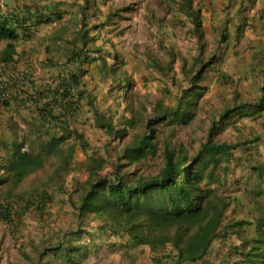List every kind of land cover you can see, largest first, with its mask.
Segmentation results:
<instances>
[{"label": "trees", "instance_id": "1", "mask_svg": "<svg viewBox=\"0 0 264 264\" xmlns=\"http://www.w3.org/2000/svg\"><path fill=\"white\" fill-rule=\"evenodd\" d=\"M176 3L189 19L190 34L202 55L201 12L191 0ZM88 7L86 3L82 10ZM79 14L81 27L87 17ZM61 17V12L43 4L9 6L0 2V45H4L0 49V111L12 112L9 123L0 127V225L15 237H11L13 241L19 237L16 223L27 212L34 213L39 223L48 227L51 217L58 216L53 209L54 200L60 201V206L69 205L77 221V227L65 232L53 246H45V236L38 242L28 237L26 243L32 251L25 252L27 260L32 264H78L89 252L85 239L100 237L102 241L105 236L112 244L146 248L153 264H209L207 257L216 240L233 241L227 245L219 264H264V212L255 214L252 221L228 219L223 223L230 200L215 186L227 174L233 151L241 145L218 140L224 127L233 123L230 113L243 109L249 116L264 110V96L254 103L227 107L212 120L198 151L190 155L181 142L173 141V132L193 120L205 91L203 81L208 67L218 63L217 58L205 62L202 56L196 57L189 71V86L182 91L177 104L168 107L157 102L153 115L143 121L141 131L129 133L137 125L130 115L120 117L116 125L92 109V125L103 131L106 138L100 154L98 148L89 147L83 132L73 125L81 114V100L85 95L90 97L82 82L87 71L84 65L97 61L91 53L100 51L87 49V33L79 29L73 40H66L70 47L62 48L65 72L45 78L34 75L33 64L16 53L17 42L29 40L39 25H53ZM99 23L94 27L105 24ZM51 38L62 41L60 35ZM44 48L51 50L48 44ZM109 56L122 63L116 53ZM111 65L103 59V65L98 64L97 69L110 72ZM219 74L217 83L230 81L224 72ZM115 76H111L113 83L125 92L124 79ZM160 124L165 128L160 129ZM168 127L171 129L166 134L164 129ZM76 144L88 157L84 180L73 183V194L66 191L63 183L64 177L74 171ZM155 157L160 161L151 163ZM51 161V173L43 180L41 189L34 188L33 194L23 199L16 191L18 186ZM53 185L54 192L49 191ZM63 193L65 198H60ZM89 225H93L91 231L87 230ZM47 253L54 257L44 261ZM32 254H37L35 260Z\"/></svg>", "mask_w": 264, "mask_h": 264}, {"label": "rangeland", "instance_id": "2", "mask_svg": "<svg viewBox=\"0 0 264 264\" xmlns=\"http://www.w3.org/2000/svg\"><path fill=\"white\" fill-rule=\"evenodd\" d=\"M2 1L11 6L33 3L42 5L49 0H0V2ZM62 1L65 5L61 6V19L53 25H39L31 38L17 42L15 49L16 53L21 54L26 62L33 64L34 75L38 78H45L46 71L51 72V75L59 71L65 72L66 61L62 48L70 47L66 40H73L79 29L87 33L86 36L89 39L87 49L100 51L91 53V56L96 57L97 61L91 65H84L87 71L82 82L90 97L85 95L81 100V114L78 115L73 125L83 132L89 147L98 148L100 154L103 153L106 138L103 131L92 125L90 120L92 109L103 113L115 124L120 117L130 115L136 120L137 125L136 128L130 129L129 133L141 131L143 121L153 115L157 102L168 107L177 104L182 91L189 86V71L196 57L202 56L201 58L205 62H209L211 59L214 60L215 56L219 58L225 56V49L220 51L219 48V45L226 46V42H223L221 36L218 0H193L192 2L193 7L201 11L204 31L202 55L199 53L197 42L188 33L191 25L179 11L176 4L179 2L178 0H60V2ZM86 3L89 5L88 9L82 10ZM209 9L212 10L211 15L208 14ZM79 13L85 14L87 17L81 27H79ZM106 17L108 19L105 21ZM99 22H105L104 26L95 28L94 26L100 24ZM57 35H60L62 41L55 42L51 38ZM45 44L51 46L50 51L45 50ZM77 45L81 44L77 43ZM3 46L1 44L0 49ZM226 47L229 66L230 58L234 59L236 54L230 52L233 49L232 42ZM113 52L119 56L123 64L119 62V59L116 60L109 56V53ZM49 58H51L50 62ZM45 59L47 60L45 61ZM103 59L112 64L110 72L102 73L97 69L98 64L103 65ZM18 67L21 68L22 65L19 63ZM66 67L70 69V65ZM213 67H216L217 71L214 72ZM231 67L227 68L229 70H225L224 64L220 67L218 63L208 67V75L203 81L205 91L194 110L193 120L185 127H177L173 132V141L181 142L190 155L198 151L212 120L217 119L227 107L251 102L250 98L257 97V89L250 84L246 94L240 93L237 75L239 72V76H241V70L237 68L236 60L232 62ZM224 71L232 78L231 82L219 84L216 82V76L220 75L219 72L223 73ZM115 75L122 76L124 79L122 83L125 84V92H123V88L121 89L113 83L111 76L117 78ZM127 111L131 113L126 114ZM240 111L238 110L237 114ZM11 114L12 112L0 111V127H5L9 123ZM230 114H232L231 120L233 121L236 113ZM234 123L235 121L224 127L223 132L218 136L219 141L235 143L239 138L242 140ZM159 128L163 129L165 125L160 124ZM170 129L169 127L164 129L165 133ZM69 140L72 142L73 136ZM63 146L65 147V144ZM86 154L76 144L72 157L74 171L64 177L63 183L68 193H75L76 186L73 183L84 180V167L88 157ZM237 155L238 152L235 149L233 157L228 163L227 174L221 179L219 185H215L218 191L228 196L230 200L224 213L223 223L229 220H241V216H247L250 213L248 205H252L251 199H246V197V202L243 205L236 203L237 191L241 193V187L236 181V174L241 170L240 166H237ZM159 161L160 158L155 157L151 163ZM52 162L45 163L36 174L30 175L18 186L16 191L20 192L23 199L32 195L34 188L41 189L43 180L51 173ZM247 174L249 177L250 173ZM248 179L250 180V177ZM50 189L49 191L54 192L55 186H51ZM261 191L256 189L255 192ZM12 192H15V189ZM60 198H65V194H61ZM259 200H264L261 193H259ZM53 204V209L58 212V216L51 217L48 227L41 225L34 213L27 212L16 223L18 229L16 232L19 237L12 243L6 240V238L11 240L12 237L10 233L7 234L9 230L0 225V234L2 238H5L1 244L0 254L5 255L11 264H32L25 257V252L29 254L32 251L26 243L28 237L32 238L34 242H38L45 236L47 240L45 246L49 247L56 244V241L65 232L77 227L76 218L71 213L69 205L60 206V201L57 202V200H54ZM254 208L258 214L263 213L264 202L257 201ZM93 225H89L87 230L91 231ZM234 237L235 235H233V239H235ZM99 239L100 237L92 239L90 236L85 239L89 252L87 257L80 260L78 264H153L151 254L146 248L127 247L119 242L112 244L110 240L107 241L105 236L102 241ZM230 242L233 241L226 240L225 243L219 240L214 241L207 257L208 263L219 264ZM15 250L16 253H14ZM52 256L47 253L44 261ZM36 258L37 254H34L33 260Z\"/></svg>", "mask_w": 264, "mask_h": 264}, {"label": "crops", "instance_id": "3", "mask_svg": "<svg viewBox=\"0 0 264 264\" xmlns=\"http://www.w3.org/2000/svg\"><path fill=\"white\" fill-rule=\"evenodd\" d=\"M191 1L193 2V0ZM218 1L220 5V30L223 32H221V36L222 39L223 36H225L223 42H226V46L232 42L233 49L230 50V52L236 55L234 59L230 58L228 66L227 47L225 45H219L220 51L223 48L225 49V56L222 58L215 56L214 60L216 58L218 59L220 67L224 64L225 70H229L227 69L228 67L232 68L231 64L236 60V66L241 70V76H239V72L237 75V78H239L237 84H240V93L242 95L246 94L249 84L257 89V97L254 99L250 98L251 102H244L242 104L254 103L261 96H264V0ZM58 3H60V5H58ZM176 4L178 5V3ZM43 5L52 7L53 11L61 12V6L65 4L63 1L60 2V0H49L48 2H44ZM211 11L212 10L209 9V15H211ZM186 19L189 22V19ZM190 31L191 28L188 31L189 35H191ZM224 73L229 76L225 71ZM45 74L46 76H49V74L51 75V73L47 71ZM229 79L232 78L229 76ZM229 82H231V80ZM234 82L236 81L234 80ZM246 113L247 112L242 109L239 112L240 115L237 113L236 115L234 114L233 119V121H235L234 126L236 130L240 132L242 138V140L239 138L237 139L238 141L235 142L236 144H241L236 148V152H238L236 162L237 166L241 168L236 174V181H238L239 187H241V193L237 191L236 203L243 205V203L246 202L245 197L246 199H251L252 205H248L250 207V213L247 216H241L240 219L252 221L253 216H255V214L258 215L257 210L254 208L257 201H261V203L264 202V200H259V193L264 196V110L252 112L249 116H246ZM246 141L250 143L243 144ZM247 173H250V180L248 179ZM256 189L262 191L255 192ZM243 208L242 210H244ZM245 228L247 229V226ZM250 229H252V227H250ZM8 233L9 232H7V234ZM4 239L5 238H2L0 234V250L2 242L5 241ZM6 240L9 243L13 241L12 238L11 240L6 238ZM16 252L15 250L14 253ZM32 256H34V254H32ZM0 264H11V262L8 261L5 255L0 254Z\"/></svg>", "mask_w": 264, "mask_h": 264}]
</instances>
